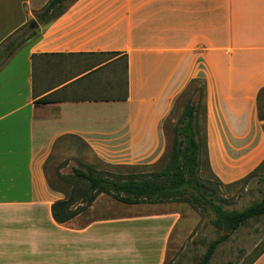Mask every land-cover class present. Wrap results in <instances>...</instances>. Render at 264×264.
Instances as JSON below:
<instances>
[{
    "label": "crops",
    "instance_id": "crops-1",
    "mask_svg": "<svg viewBox=\"0 0 264 264\" xmlns=\"http://www.w3.org/2000/svg\"><path fill=\"white\" fill-rule=\"evenodd\" d=\"M47 1L0 0V43ZM193 78L206 86L210 170L223 184L241 179L264 161V0H72L39 26L0 69V264H110L102 228L133 223L150 228L129 235V264H161L176 213L89 218L99 195L88 213L58 224L50 207L63 195L44 165L62 136L106 164L152 165ZM46 96L52 102H37ZM252 264H264V252Z\"/></svg>",
    "mask_w": 264,
    "mask_h": 264
},
{
    "label": "trees",
    "instance_id": "trees-1",
    "mask_svg": "<svg viewBox=\"0 0 264 264\" xmlns=\"http://www.w3.org/2000/svg\"><path fill=\"white\" fill-rule=\"evenodd\" d=\"M71 1L48 0L35 13L31 21L34 20L39 26L46 25L59 16ZM31 21L0 43V69L20 48L38 36L39 30L29 27ZM205 91L204 79L193 78L176 98L174 105L183 100V111L173 126L168 157L160 170L148 174L122 175L95 171L92 167L87 170L72 167L67 175L57 174V186H53L46 178L49 188L63 195L62 199L51 204L52 219L58 224L68 222L85 213L99 195H105L118 203L127 205L186 202L193 207L207 206L215 215L214 226L225 231L207 245L205 253L198 262V264H208L218 244L226 241L231 233L247 224L248 221L264 216V196L242 210H223L219 204L213 203L218 194L217 189L210 186L208 180L199 176L203 159L215 183L224 187L246 182L255 175L264 161L241 179L228 184H223L214 176L209 167L206 150ZM37 102L45 104L52 102V99L46 96L38 99ZM256 105L258 118L264 123V87L257 93ZM200 115L202 128L199 126ZM63 138L65 136L55 141L54 148ZM81 142L87 146L82 140ZM263 252L264 247L247 264H252Z\"/></svg>",
    "mask_w": 264,
    "mask_h": 264
},
{
    "label": "rangeland",
    "instance_id": "rangeland-1",
    "mask_svg": "<svg viewBox=\"0 0 264 264\" xmlns=\"http://www.w3.org/2000/svg\"><path fill=\"white\" fill-rule=\"evenodd\" d=\"M33 29L39 30V25L37 24ZM182 111L183 100L174 105L170 118L164 125L166 137L165 150L162 156L152 163V166L119 165L120 167L117 168L108 166L99 160L81 140L75 137H65L53 148L52 153L45 162V177L51 181L53 186H57V174L67 175L70 173L72 167H79L83 170L92 167L95 171L121 173L122 175L128 173L148 174L160 170L168 157L173 126L177 123ZM199 126L202 128L201 115ZM199 176L208 180L210 186L217 189L218 194L213 203L219 204L225 211L242 210L264 196V162L252 178L244 183L240 182L231 186L224 187L216 184L207 170L204 159ZM94 203L93 209L89 213L87 211L88 217H93L94 219L100 216L103 218H142L152 215L154 212L176 213L177 220L164 239V253L161 264H198L205 253L207 245L225 233V231L214 226L215 215L207 206L204 208L193 207L186 202L132 206L118 203L107 196H100ZM103 228L101 231L106 232L105 239L106 241H110L111 244L109 246L106 245L104 249L105 253H108L109 257H111L110 264H120L124 257L129 264L131 259L127 257L130 256L133 250L131 244H128L130 240L129 235L133 234L134 230L140 231V233L144 232L150 228V225L140 226L133 223L131 229L127 224H110L105 225ZM95 233L98 235V230ZM134 236L137 243L142 241V236ZM152 237L151 235H147L143 239H150ZM137 243H135V247L139 251ZM263 247L264 216L257 220L248 221L247 224L231 233L226 241L218 244L208 264H247ZM143 252L147 253L145 249ZM149 256L152 257V260L156 257L154 247H152L151 255ZM118 258H121L119 263H117Z\"/></svg>",
    "mask_w": 264,
    "mask_h": 264
},
{
    "label": "water",
    "instance_id": "water-1",
    "mask_svg": "<svg viewBox=\"0 0 264 264\" xmlns=\"http://www.w3.org/2000/svg\"><path fill=\"white\" fill-rule=\"evenodd\" d=\"M37 26V23L33 20V21H31V23L29 24V27L31 28V29H33L34 27H36Z\"/></svg>",
    "mask_w": 264,
    "mask_h": 264
}]
</instances>
